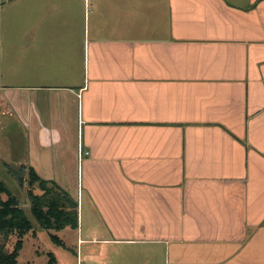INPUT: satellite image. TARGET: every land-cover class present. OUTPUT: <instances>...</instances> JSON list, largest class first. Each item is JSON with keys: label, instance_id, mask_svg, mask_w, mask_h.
<instances>
[{"label": "crops", "instance_id": "0c3cea01", "mask_svg": "<svg viewBox=\"0 0 264 264\" xmlns=\"http://www.w3.org/2000/svg\"><path fill=\"white\" fill-rule=\"evenodd\" d=\"M9 1L0 162L77 202L76 258L264 264V0Z\"/></svg>", "mask_w": 264, "mask_h": 264}, {"label": "trees", "instance_id": "16d2710c", "mask_svg": "<svg viewBox=\"0 0 264 264\" xmlns=\"http://www.w3.org/2000/svg\"><path fill=\"white\" fill-rule=\"evenodd\" d=\"M18 173V179L23 182L21 171ZM26 182L28 185L27 195L30 199L29 210L41 227L47 230H61L66 226L72 228L78 226L76 201L56 188L47 186L46 182L40 180L34 173L27 176ZM36 182H38L41 193L34 191ZM32 229L33 223L18 198L0 179V232L5 234L16 232L19 236L11 251L7 252L3 246L0 247V264H17V256L23 246L22 237ZM49 235L56 244L65 245L57 234L49 232ZM50 255L52 258L49 264H53L55 258L52 253Z\"/></svg>", "mask_w": 264, "mask_h": 264}, {"label": "rangeland", "instance_id": "374dc122", "mask_svg": "<svg viewBox=\"0 0 264 264\" xmlns=\"http://www.w3.org/2000/svg\"><path fill=\"white\" fill-rule=\"evenodd\" d=\"M8 6H11V2L9 0H0V26H2V24L5 22L4 18H2V13ZM2 162H7L8 167L4 166ZM2 162H0V179L6 183L11 192L18 198L19 203L25 209L28 217L33 223V229L27 232L22 237L23 246L19 252V255L17 256V264H49L52 258L50 255L51 253L55 258V262L53 264H83V262H81V259L83 258L81 253L78 256V259L76 258V229L70 227L61 230H47L41 227L29 210L30 199L27 195L26 189L28 188L26 187L28 185L24 186L18 179V172L21 171L22 173V169H20V167H18L17 165H13L15 162H12L9 159L3 160ZM36 192L38 193L40 191L37 190ZM25 197H27V200L25 199ZM27 203L29 205H27ZM49 232L60 236L65 245L61 246L56 244L51 239ZM18 237L19 236L16 232L9 234L0 232V247L3 246L7 252L11 251ZM70 247L73 249H71Z\"/></svg>", "mask_w": 264, "mask_h": 264}, {"label": "water", "instance_id": "95a60500", "mask_svg": "<svg viewBox=\"0 0 264 264\" xmlns=\"http://www.w3.org/2000/svg\"><path fill=\"white\" fill-rule=\"evenodd\" d=\"M25 199L27 200V197H25ZM27 205H29V204L27 203Z\"/></svg>", "mask_w": 264, "mask_h": 264}]
</instances>
